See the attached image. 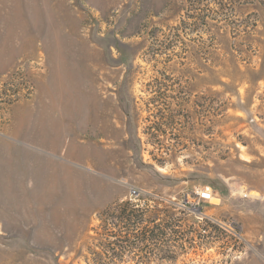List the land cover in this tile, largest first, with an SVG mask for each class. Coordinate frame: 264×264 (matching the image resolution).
<instances>
[{"label":"rangeland","instance_id":"obj_1","mask_svg":"<svg viewBox=\"0 0 264 264\" xmlns=\"http://www.w3.org/2000/svg\"><path fill=\"white\" fill-rule=\"evenodd\" d=\"M94 258L264 264L260 0H0V264Z\"/></svg>","mask_w":264,"mask_h":264},{"label":"trees","instance_id":"obj_2","mask_svg":"<svg viewBox=\"0 0 264 264\" xmlns=\"http://www.w3.org/2000/svg\"><path fill=\"white\" fill-rule=\"evenodd\" d=\"M260 3H263V5H264V0H260ZM122 211L124 212L126 210H122ZM136 212H137V214H136ZM127 213L129 215V217H133V219L128 217V219H129L128 221L131 222L132 224L133 223L139 224L143 221L142 220V213H140V212L138 213V210H133V209H131L129 211L127 210ZM148 222L153 223L154 221H148ZM154 227L158 230V233L155 234L154 230H149L148 234H150L152 237H158L159 238V237H163L165 235V233L163 231H160V228L158 225H156ZM144 235H145V232L142 234V237ZM89 262L91 264H114L116 261H114L112 259H107V258H104V260L103 259L98 260V259L94 258V259H91Z\"/></svg>","mask_w":264,"mask_h":264},{"label":"built area","instance_id":"obj_3","mask_svg":"<svg viewBox=\"0 0 264 264\" xmlns=\"http://www.w3.org/2000/svg\"><path fill=\"white\" fill-rule=\"evenodd\" d=\"M197 194V200L198 201H205V200H209L211 196H213L212 194V190L210 187L208 186H203V187H199L198 191L196 192ZM130 199H129V203L130 205L133 207V203L135 201H138L136 198L138 196V192L135 189H131L130 190ZM219 225V223H217ZM220 227L224 228L226 230V228L222 225H220ZM241 237L239 236V239Z\"/></svg>","mask_w":264,"mask_h":264},{"label":"bare ground","instance_id":"obj_4","mask_svg":"<svg viewBox=\"0 0 264 264\" xmlns=\"http://www.w3.org/2000/svg\"><path fill=\"white\" fill-rule=\"evenodd\" d=\"M212 198H213V196H211V197H210L209 201H211V200H212Z\"/></svg>","mask_w":264,"mask_h":264}]
</instances>
